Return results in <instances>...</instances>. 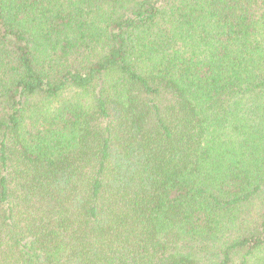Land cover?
<instances>
[{
    "label": "trees",
    "instance_id": "16d2710c",
    "mask_svg": "<svg viewBox=\"0 0 264 264\" xmlns=\"http://www.w3.org/2000/svg\"><path fill=\"white\" fill-rule=\"evenodd\" d=\"M0 264H264V0H0Z\"/></svg>",
    "mask_w": 264,
    "mask_h": 264
}]
</instances>
